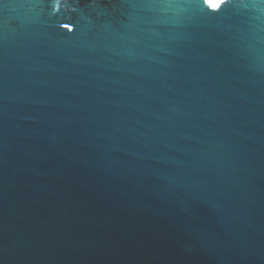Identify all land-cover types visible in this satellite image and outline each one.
<instances>
[{"label": "water", "instance_id": "1", "mask_svg": "<svg viewBox=\"0 0 264 264\" xmlns=\"http://www.w3.org/2000/svg\"><path fill=\"white\" fill-rule=\"evenodd\" d=\"M0 264H264V0H0Z\"/></svg>", "mask_w": 264, "mask_h": 264}, {"label": "snow or ice", "instance_id": "2", "mask_svg": "<svg viewBox=\"0 0 264 264\" xmlns=\"http://www.w3.org/2000/svg\"><path fill=\"white\" fill-rule=\"evenodd\" d=\"M215 6V5H214Z\"/></svg>", "mask_w": 264, "mask_h": 264}]
</instances>
